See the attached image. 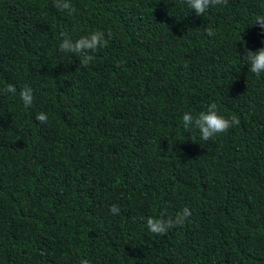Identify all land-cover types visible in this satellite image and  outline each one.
Here are the masks:
<instances>
[{
	"label": "trees",
	"instance_id": "obj_1",
	"mask_svg": "<svg viewBox=\"0 0 264 264\" xmlns=\"http://www.w3.org/2000/svg\"><path fill=\"white\" fill-rule=\"evenodd\" d=\"M70 3L0 0V264H264V0ZM96 30L88 67L61 50ZM213 102L239 124L202 141L182 116Z\"/></svg>",
	"mask_w": 264,
	"mask_h": 264
},
{
	"label": "clouds",
	"instance_id": "obj_2",
	"mask_svg": "<svg viewBox=\"0 0 264 264\" xmlns=\"http://www.w3.org/2000/svg\"><path fill=\"white\" fill-rule=\"evenodd\" d=\"M185 2L188 7L194 10L197 16H203L209 7L226 5L228 0H185ZM54 6L59 11L72 12L70 0H54ZM254 24H258L264 30V15H257L252 25ZM207 34L209 36L213 35L211 29H207ZM62 35L61 50L77 55L80 58V64L85 68L94 60L93 54L95 51L99 47L105 46L108 42L105 39V34L100 30L90 32L75 40L67 33H63ZM241 42H243V39ZM243 59L248 65L249 71L257 76L264 73V47H259L254 51L245 47ZM3 91L5 93L15 94L17 89L13 84L9 83ZM19 98L25 108L31 107L34 100L32 88L28 86L21 88L19 90ZM35 119L41 123H45L48 120V116L44 112H39L36 114ZM182 122L186 130H198L200 139L202 141H209L218 134L226 132L230 127L238 125L239 119L235 116L226 118L219 112L217 104L213 102L195 116L190 112H185L182 116ZM109 210L112 214H118L120 211L116 205H112ZM190 216L191 211L187 207H184L174 217L169 219L149 216L146 219V224L150 232L157 235H164L170 228L176 225H183ZM84 264H87V262L85 261Z\"/></svg>",
	"mask_w": 264,
	"mask_h": 264
}]
</instances>
